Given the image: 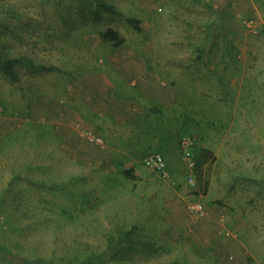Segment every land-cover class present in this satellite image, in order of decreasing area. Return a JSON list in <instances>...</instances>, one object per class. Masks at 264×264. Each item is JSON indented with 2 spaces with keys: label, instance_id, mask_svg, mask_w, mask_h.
I'll return each instance as SVG.
<instances>
[{
  "label": "rangeland",
  "instance_id": "374dc122",
  "mask_svg": "<svg viewBox=\"0 0 264 264\" xmlns=\"http://www.w3.org/2000/svg\"><path fill=\"white\" fill-rule=\"evenodd\" d=\"M97 1L122 14L98 9L96 0H0V57L54 67L87 53L82 36L95 44L96 33L146 51L145 58L150 51L149 63L163 68L159 73L172 91L171 121L180 137L195 139L202 162L197 186L166 187L147 171L152 195L137 200L145 215L136 216L132 200L123 198L132 187L125 167L114 168L103 184L81 175L74 182L76 167L54 153L57 139L41 122L55 98L67 93L73 71L63 84L28 90L25 78L35 68L27 73L29 66L19 62L14 77L0 69V264H185L176 254L187 247L180 235L165 241L163 232L134 230L147 220L170 227L175 216L167 205L166 214L162 209L175 190L183 210L194 191L207 219L225 214V225L238 234L234 241L257 256L259 236L252 230L264 192V0ZM30 113L25 125L22 114ZM51 156L64 161L59 169ZM185 214L181 218L191 219Z\"/></svg>",
  "mask_w": 264,
  "mask_h": 264
},
{
  "label": "crops",
  "instance_id": "0c3cea01",
  "mask_svg": "<svg viewBox=\"0 0 264 264\" xmlns=\"http://www.w3.org/2000/svg\"><path fill=\"white\" fill-rule=\"evenodd\" d=\"M97 34L99 40L95 44L89 42L88 34H83L82 38L87 40L90 50L85 54H75L73 62L68 60L54 64L55 68L50 70L38 71L29 67L27 73L30 69L37 73L31 72L26 76L24 87L30 90L37 84L49 81L52 87L58 86L63 84L68 78L67 74L73 71L70 73L71 80H67V93L62 98L56 97L55 105L49 108L47 115L41 117V122L50 126L57 139L54 153L61 152L62 159L68 160L71 168L76 167L72 176L74 182L78 181L81 175L87 183L103 184L105 180L102 178L110 176L109 173L114 168L125 167L132 175V187L129 192L131 195L123 198L132 200V209L129 210L131 213L144 216V211L137 208L136 202L152 195V179L144 176L147 171L150 172L144 165L146 156L155 152L164 155L168 171L175 184L177 183L174 185L154 174L166 187L183 189L189 174L180 151V130L176 122L171 121L172 91L163 82V75L160 74L163 68L158 69V65L149 63L150 51H147L145 58L143 53L146 51L142 53L134 48L120 47L118 43L113 42L114 38L110 33ZM109 45L112 47L109 48ZM98 47L102 50H92ZM63 59L67 60L65 57ZM42 104L45 102L39 105ZM22 116L25 118V125L34 117L31 113ZM87 132L102 137L104 142H92L85 135ZM62 159L54 157L53 160L51 156L52 167L59 169L60 164L64 163ZM140 166L146 171L142 173ZM57 168L56 176H59ZM175 195L180 196L177 190L171 199H166L165 195L163 202L162 212L166 214L167 205L170 214L175 216L170 219L171 222L174 220L172 223H169L168 218L166 225L169 223L170 227L160 228L147 220L140 225L136 223L138 227L135 226L134 230L143 228L145 233L163 232L160 239L165 241L166 237L167 241H170V237L180 235L187 247L182 254L176 253L183 259L182 262L179 259L174 261L175 263L180 261L185 264H245L246 260H249L252 263L264 264V255L260 254L264 252V192L259 193V223L257 228L252 230H257L259 236L257 256L240 247L234 238L225 239L227 237L219 235L222 227L231 230L225 225V221H221L220 216L207 219L190 213L188 202L191 200L186 201L183 210L178 200H175ZM146 211L148 215L154 213L149 209ZM185 212L191 219L181 218ZM249 229L245 227V233ZM152 238L153 236L150 237Z\"/></svg>",
  "mask_w": 264,
  "mask_h": 264
},
{
  "label": "built area",
  "instance_id": "2783aa9c",
  "mask_svg": "<svg viewBox=\"0 0 264 264\" xmlns=\"http://www.w3.org/2000/svg\"><path fill=\"white\" fill-rule=\"evenodd\" d=\"M85 135L90 139L92 142L97 144H102L104 142L103 138L100 136H96L91 132L85 133ZM195 139L191 135H184L180 140V151L183 155V159L186 163V166L189 169V174L185 180V187L193 188L197 186L196 182V157H195ZM145 167L152 172L153 174L158 175L160 178L172 182L174 185L175 182L173 181L169 171L166 159L163 154L155 152L149 154L144 159ZM180 183H178L179 185ZM192 199L188 202V210L190 213L197 215L201 218H206L207 212L203 200L199 197L198 193L192 192ZM226 215L223 214L221 216V221H225ZM220 236L225 237H233L237 238L238 234L235 231L227 230L225 227L219 232ZM245 264H252L249 260L246 261Z\"/></svg>",
  "mask_w": 264,
  "mask_h": 264
},
{
  "label": "trees",
  "instance_id": "16d2710c",
  "mask_svg": "<svg viewBox=\"0 0 264 264\" xmlns=\"http://www.w3.org/2000/svg\"><path fill=\"white\" fill-rule=\"evenodd\" d=\"M96 7L98 9L101 8V10H105L106 12H109V13H112V14H117V15H120L122 14L120 11H118V9L109 4V3H106V2H102V1H97L96 0V3H95ZM98 9L95 10L94 14V18L95 19H99L100 18V10L98 11ZM25 63L27 64L30 68H38V69H42V70H50V69H54L55 67H48V65H40V64H34L33 62L31 61H28V60H24L22 58H17V59H10V58H1L0 57V69H3V71L6 73V74H9L11 76L14 77L15 72H14V68H15V64L17 63ZM182 136L180 137V140H181ZM182 155V153H181ZM183 157V155H182ZM195 157H196V174H197V168H201L202 166V162L201 161H198V158H197V155H196V149H195ZM129 232L127 233V236H129ZM123 240V238H122ZM102 264H106V263H102Z\"/></svg>",
  "mask_w": 264,
  "mask_h": 264
}]
</instances>
